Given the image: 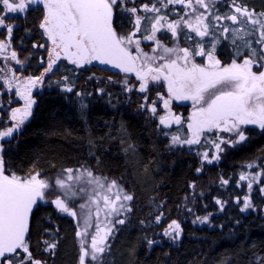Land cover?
Wrapping results in <instances>:
<instances>
[{"label":"trees","instance_id":"obj_1","mask_svg":"<svg viewBox=\"0 0 264 264\" xmlns=\"http://www.w3.org/2000/svg\"><path fill=\"white\" fill-rule=\"evenodd\" d=\"M154 2L160 6L157 0H125L123 7H136L138 15L154 17L155 13L142 10L143 5L152 6ZM231 3L232 0H217L212 11H231ZM237 3L250 10L264 11V0H237ZM164 10L185 9L175 4ZM114 11L115 22L127 34L134 27L135 17L122 12L120 6ZM34 17L24 20L26 28H34ZM172 18L173 13L169 12L168 20ZM141 23L147 29L151 27V21ZM143 32L142 27L138 33ZM167 33V38L171 37ZM37 35L34 46L27 40V47L20 49L26 64L23 68L28 74H39L45 67L46 50L41 47L38 31ZM237 46L238 43L228 46L227 59L236 58ZM5 70L8 72L7 68L0 67V71ZM101 71L106 72L104 69L89 72L84 83L79 78L82 70L61 62L46 76L32 116L19 134L10 142H3L0 157L6 172L26 175L38 171L41 178L51 182L58 171L87 168L94 176L106 177L108 182L115 180L126 193L133 195L134 199L129 202L132 211L117 217L125 223L115 225L114 234L108 240L110 249L104 254L102 264L260 263L259 258L264 257V193L260 191L264 188V135L252 133L235 147L224 145V151L218 153L219 159L212 163L183 148H164L152 124L132 114V109L126 107L125 96L120 94L121 89ZM66 86L73 91H63ZM1 107L0 130H3L7 110L4 103ZM229 138L236 137L229 134ZM249 163L256 166L248 168ZM241 173L249 177L261 173L251 191L248 180L240 181ZM221 179L228 180V184H222ZM57 195L63 197L61 192L51 191L48 198ZM246 196L250 197L253 207L241 212ZM217 199L224 203L223 211L216 204ZM50 201L41 202L30 214L26 236L29 250L34 259L44 264H79L78 219L60 213ZM69 206L78 213L72 204ZM161 212L163 219L157 223L156 216ZM198 216H209V220L193 223ZM104 219L101 215L100 221ZM173 220L181 226L177 240L163 235ZM89 232L86 239L90 244L91 234L95 233L94 214ZM148 239L158 243L150 247ZM45 240L56 243L52 252L44 251ZM85 264L93 262L86 257Z\"/></svg>","mask_w":264,"mask_h":264},{"label":"snow or ice","instance_id":"obj_2","mask_svg":"<svg viewBox=\"0 0 264 264\" xmlns=\"http://www.w3.org/2000/svg\"><path fill=\"white\" fill-rule=\"evenodd\" d=\"M157 2L159 7L156 6V2L152 6L143 5L142 10L145 13L156 14L154 17H148L138 15L136 7H123L125 0H0V13H3L0 15V30L7 28L9 41L13 26L5 25L7 14L24 13L31 5H38L43 9L39 27L51 44L48 48V66L40 77L23 81L14 75L11 78H3V86L8 91L15 87V95L23 101V106L12 109L10 120L13 123L7 130L0 131V152L3 151L2 142L6 139L10 142L22 131L32 116L36 103L32 97L33 88L42 83L44 76L52 72L62 58L76 68L96 61L101 65H111L122 73L134 74L139 81L138 91L141 93L148 91L150 83L163 81L167 86L168 98L159 96L166 110V114L159 117V125L164 128L170 127L173 123L178 125L183 123L180 116L171 112L170 104L173 99L192 101L193 112L187 122L189 136L182 139L173 135L172 145L200 144L201 136L215 131L217 135L210 142L216 152L220 153L224 151L222 145L235 147L247 140L245 128L242 126L256 125L264 129V70H261L264 69V12L256 13L237 3V0H232L230 5L233 9L232 14L224 16L212 11L217 0H157ZM175 4L181 5L186 10L185 14L178 20L169 21L167 15H161V9ZM117 6L121 7L122 12L135 17L134 30L127 35L118 34L114 27L116 16L114 9ZM142 20L151 21L150 33L143 35L142 39L155 41L156 47L152 49V55L141 49L140 39H135L136 33L140 32L142 27L148 32L146 25H142ZM224 20L230 21L232 25L243 24L248 27L233 28L223 24ZM182 26L188 29L187 33H183L185 39L193 40L195 48L165 47L157 39L156 34L162 29L171 32L173 39L177 38L182 32ZM217 31L221 36L231 34L233 45H236L237 40L243 42L242 47L248 51V55L244 56L242 62H237V59L233 58L230 64L223 65L217 59L216 49L221 43L216 35ZM192 32L200 39L195 40L189 35ZM253 36L256 37L254 40L248 39ZM206 37L211 39L206 41ZM225 39H229V36H225ZM132 45L135 46V54L130 50ZM208 45L210 50H206ZM10 46V43L0 42V55L20 63L15 51L11 52L10 57L6 54V49ZM242 55L241 46H237L235 57ZM195 57L205 58L207 62L197 63ZM254 67L256 71L253 70ZM124 84H128L127 79ZM125 90L133 89L126 87ZM63 91L72 92L73 88L66 86ZM79 95L80 93H77V96ZM147 99L145 97V101ZM83 107L85 106L82 105ZM141 107L156 114L155 102L151 106L147 103L142 104ZM218 133H229L230 137L236 138H224ZM203 159L212 163L213 160L219 159V155H213L209 159V154L205 151ZM255 166L252 163L247 165L248 168ZM73 171L65 169L66 179L62 176L57 177L53 184L48 179L41 178L38 171L25 176L6 172L3 159L0 157V264H25L26 261L28 264H44L33 258L26 242V235L29 232V218L34 207L39 206L41 202L49 203L48 195L54 189L62 190L63 197L57 196L50 203L54 204L60 213L78 219L77 226L80 230L76 232V236L80 238L79 264H85L86 257L93 264H102L104 254L110 249L108 240L114 234L115 225L125 223L124 219L117 217L132 211L129 202L134 197L126 193L115 180L108 182L106 177L94 176L90 169L84 168L83 171L77 169L76 175H73ZM260 176L261 173L251 177L241 173L239 179L248 180L247 186L251 191L253 183L257 182ZM67 181L93 186L86 203L79 205L81 210L79 215L69 206V201L80 193H86L87 189L81 187L73 190V185ZM221 183L226 185L228 180L221 179ZM260 191L264 193V188ZM216 204L223 211L224 203L217 199ZM252 207L250 197L246 196L240 211L245 212ZM93 214L95 233L91 234L89 244L86 238L90 235L89 229L93 227ZM101 215L105 218L103 225L100 221ZM209 216H198L193 223H207ZM162 219L163 212L156 216V222L159 223ZM163 235L172 240L179 239L180 224L173 220ZM147 243L151 247L158 241L148 239ZM44 244L46 252H52L57 246L56 243H49L47 240ZM21 256L19 260L16 259ZM259 261L260 264H264V257H260Z\"/></svg>","mask_w":264,"mask_h":264},{"label":"flooded vegetation","instance_id":"obj_3","mask_svg":"<svg viewBox=\"0 0 264 264\" xmlns=\"http://www.w3.org/2000/svg\"><path fill=\"white\" fill-rule=\"evenodd\" d=\"M177 5H179V4H177ZM163 10L161 11V15H167L169 17V12L173 13L174 18H172L173 19L172 21L178 20L180 18V16H183L185 14V11H186V10H182V11L181 10H173V11L172 10L171 11L170 10H168V11L164 10L163 11ZM199 11L203 12L204 9L199 10ZM232 11H233V9L231 11L221 10V11H217L216 13L224 16V15L232 14ZM254 11L256 13L264 12V11H260V10H254ZM2 14L3 13H0V15H2ZM33 15L36 16V17H34V21H33L34 22V28L33 27L26 28L27 23H26V21L24 22V20H26L27 17L33 16ZM42 18H43L42 6L31 5L30 8L24 13H19V14L9 13V14H7V18L5 19L4 23H5V25L13 26V32H12L10 41L8 38L7 28L5 27L3 30H0V42L10 43V45H11L10 48L6 49V54L10 57L11 52L15 51L17 54V58L20 61V63H16V61L11 60L10 58L5 59L4 55H0V67H5V68H7V71H8V72H6V70L0 71V86H1L0 95L3 96L2 101H0L1 102L0 103V109L2 108L1 104L4 103L6 110H7L6 116L3 120V122L6 123L5 124L6 126L4 127L3 130L1 129L0 131H5V130H7L8 127L11 126V124L13 123L10 120V115H11L12 109L17 108V107H22V105L20 106V104L23 103V101L20 100L15 95V87H13V89L11 91H8L7 88L3 86V78H5V77L11 78L14 75L15 77H17L21 81H23V80L28 79V78L40 77L41 74L44 72V69L47 68V66H48V61H49L48 48L50 47V45H49V42L47 41V39L45 38V36L43 35V30L39 27V25L42 21ZM185 18H187V17H185ZM115 20H116V18H115ZM115 20H114V27H115L117 33L127 35L129 32L126 34L125 31H122L123 27L121 25H118L115 22ZM223 24L229 25V26L232 25L231 22L227 21V20H224ZM236 25H237L236 26L237 28L248 27L247 25L244 26L243 24H236ZM21 29H22V31H20ZM131 29L132 28H129V30H131ZM148 29H151V27ZM186 30L188 31V29L186 27L182 26L181 34L178 35V37L175 39L172 38L171 32H169L171 37L167 38L168 33H167L166 29H162L156 35H157V39L160 40V42L165 47L195 48L196 44L193 42V40H186L185 39V36L183 35V33ZM37 31H38V34L41 36L43 48H44V50H46L45 57H44V64H43V65H45V67L43 69H41L39 74H28L26 69L23 68V66L25 67L26 64H25V59L22 57L20 49L23 47H25V48L27 47V43H26L27 40H30V45H32V46L35 45V38H36V36H38ZM27 33H28V35H26ZM136 34L139 35L138 32ZM146 34H147V32L140 34L139 36H136L135 38L140 39L141 49L145 53L151 54L152 52H149V50L150 49L152 50L154 47H156V44H155V41L143 40L142 37H143V35H146ZM216 35L219 37V39L221 41V43L217 45L218 51H216V57H217V59H219L222 62L223 65H228L233 60V58L227 59L228 55L226 52L227 49L229 48L228 46H230L232 44L231 36H230V34H224V36H221L219 31H217ZM22 36L25 38H23ZM191 36L194 37L195 40L200 39L199 37L195 36L194 32H192ZM225 36H229V39H225ZM166 38L169 39L170 42ZM255 38H256L255 36L248 37V39H253V40ZM210 39H211V37L205 38L206 41L210 40ZM147 43L148 44L151 43L148 46V48H147V45H148ZM169 43H171L170 44L171 46L169 45ZM236 43H238V45L241 46V51L243 53L242 56L236 57V59H237V62H242L244 56L248 55V51L242 47L243 42L241 40H237ZM254 46L259 47L258 45H254ZM130 50L133 52V54H135V46L134 45L130 46ZM206 50H210V45L207 46ZM158 52H159V50H158ZM157 54H159V53H157ZM198 61H204V63H205L206 59L201 58V57H195V62H198ZM61 62H64L65 64L76 68L75 65L70 64L67 60L62 58L60 61L57 62V65L54 66V69H56L58 64H60ZM157 63H160V61H157ZM77 69H80L83 71L81 76H79V78H82L83 82H84L85 76L88 75L89 72H93L96 69H104L106 72H104V71H101V72L105 73L108 77L111 78V80H114V82L117 84V87L119 89L121 88V85L124 86L123 87L124 90L126 87L133 89L132 91H126L125 90L126 95H124V96H125V99H126L127 104H128V105L126 104V107H128L129 109H132L133 115H136L141 120H145V121L149 122L150 124H152L156 134L158 135L159 141L162 143L164 148L166 147V148L170 149L173 146H175V145H172V140H171V137L173 135L180 136L182 139H185L189 136V132L187 129V122H188V117L193 112V102L190 100L179 101V100L173 99L171 101V104H170L171 112L173 115L180 116L182 118V120H183L182 124L178 125V124L173 123L168 128H164L163 126L159 125V117L166 114V110L163 107V100L159 99V96H163L165 99L168 98L167 86L163 81H161L159 83H150L148 91L141 93L138 91L139 81L136 80V77L134 74L122 73L118 69L112 68L108 65L101 66L99 64V62H96V61H94L90 65H85L84 67L77 68ZM253 70L256 71L257 69L254 67ZM261 70H264V69H261ZM49 73H47L44 76V79L46 78V76ZM44 79L39 86L33 88V90H32V97L35 101L37 100V97L39 96V94H41V92H42ZM125 79H127V81H128L127 85L124 84ZM119 84H121V85H119ZM98 91L100 93V90H98ZM145 97L148 98L147 101H145ZM153 102H155L156 106H157V111H156L155 115L153 113H151L150 111H147L145 108L141 107V105L145 104V103H147L149 106H151L153 104ZM1 114H2V112H0V120L3 117V114H2V116H1ZM242 127L245 128V135L247 136V139L249 138L248 135L252 134V133H253V135H257V136L264 135V129H260L256 125H247V126H242ZM165 133H167V135H165ZM216 135H217V133L215 131L212 133H206L205 135L201 136V143L200 144L189 145V146H191L190 148L184 147L185 144H182V145L178 144V145H176V147L183 148L184 150L191 152V153H194V152L198 153V155L201 158H203V153L205 151H207L209 155L211 154L212 149H213V145L210 141L212 139H214ZM218 135H220L224 138H229V133H218ZM225 145L229 146L227 144H225ZM180 146H182V147H180ZM223 146L224 145H222V147ZM16 259H18V257Z\"/></svg>","mask_w":264,"mask_h":264},{"label":"rangeland","instance_id":"obj_4","mask_svg":"<svg viewBox=\"0 0 264 264\" xmlns=\"http://www.w3.org/2000/svg\"><path fill=\"white\" fill-rule=\"evenodd\" d=\"M233 12V11H232ZM237 25H231V27H233V28H237L236 27ZM244 26H246V25H244ZM134 30V27L130 30V32H132ZM129 32V33H130ZM143 33H146L145 31L143 32ZM150 33V29H148V32H147V34H149ZM136 36H139L138 34H136ZM135 36V37H136ZM230 36H231V34H230ZM46 38V37H45ZM47 39V38H46ZM135 39H137V38H135ZM49 42V41H48ZM49 45L51 46V44H50V42H49ZM153 53H151V54H149V55H152ZM207 62V61H206ZM205 62V63H206ZM197 63H200V64H204V61H198ZM101 65V64H100ZM101 66H103V65H101ZM124 86H121V95H126L125 93H126V91L124 90V88H123ZM23 106V103L22 104H20V106ZM176 146V145H175ZM180 147H182V146H180ZM184 147H187V148H190L191 146H189V145H186L185 144V146ZM215 154H214V153ZM218 153L216 152V149L213 147V149H212V152H211V154L209 155V159H211V157L213 156V155H217ZM214 161V160H213ZM81 171H83V169L81 170ZM9 173V172H8ZM77 173H76V171L74 170L73 171V175H76ZM26 175H28V174H26ZM20 176H25V175H20ZM63 177V178H65L66 179V176H67V173H65L64 172V170L63 171H58L57 173H55V175L52 177V179H51V182L54 184V181H55V179L57 178V177ZM67 183H69V184H72L73 185V190H76V189H79V188H81V187H84V188H86L87 189V192L86 193H80V194H78L76 197H74L72 200H70L69 201V203L70 204H72L77 210H78V213H80V208H79V205L80 204H83V203H86V201L88 200V193H90L91 192V189H92V187L93 186H90V185H86V184H83L82 182H77V183H75V184H73V182H71V181H67ZM52 191H54V192H61L62 194H63V191L62 190H57V189H54V190H52ZM58 196V195H57ZM57 196H53V197H51V198H48V200L49 199H55V198H57ZM84 212H85V214L87 213V209H85L84 210ZM102 225H103V222H102ZM127 229H129V228H127ZM78 230H80V228H78V226L76 225V232L78 231ZM255 261L256 262H258V256H256L255 257ZM258 264H260V263H258Z\"/></svg>","mask_w":264,"mask_h":264},{"label":"water","instance_id":"obj_5","mask_svg":"<svg viewBox=\"0 0 264 264\" xmlns=\"http://www.w3.org/2000/svg\"><path fill=\"white\" fill-rule=\"evenodd\" d=\"M110 67H112L111 65H109ZM113 68V67H112ZM116 69V68H115ZM119 70V69H118Z\"/></svg>","mask_w":264,"mask_h":264}]
</instances>
